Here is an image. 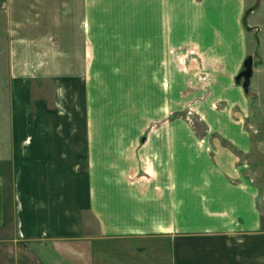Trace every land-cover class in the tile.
<instances>
[{
    "label": "crops",
    "instance_id": "1",
    "mask_svg": "<svg viewBox=\"0 0 264 264\" xmlns=\"http://www.w3.org/2000/svg\"><path fill=\"white\" fill-rule=\"evenodd\" d=\"M99 3L115 5L105 12L114 16L96 17ZM258 4L262 8L264 0ZM231 5L233 0H0L13 79L4 129L9 142L0 152V264H185L190 254L183 246L191 239L225 246L199 252L198 264H256L248 246L264 242V231L259 192L248 178L252 146L211 123L228 117L250 135L244 125L251 128L253 112L238 82L249 51L233 48L232 57L229 40L211 19L215 14L221 21ZM114 19L134 21L133 60L95 62V21ZM256 27L264 31V22ZM145 35L149 44H143ZM173 45L194 53L187 60L198 70L182 72V80L187 102L208 126L200 144H175L174 68L165 62ZM120 46L122 52L130 47ZM145 52L154 60L147 62ZM257 61L261 81L264 45ZM126 67L131 81L123 78ZM200 70L209 89L197 86ZM32 78H54L56 91L53 106L38 101L35 118L27 87L20 113L14 98L17 85ZM197 154L206 165L199 173L191 172ZM253 250L263 259V245Z\"/></svg>",
    "mask_w": 264,
    "mask_h": 264
},
{
    "label": "rangeland",
    "instance_id": "2",
    "mask_svg": "<svg viewBox=\"0 0 264 264\" xmlns=\"http://www.w3.org/2000/svg\"><path fill=\"white\" fill-rule=\"evenodd\" d=\"M242 1L243 0H233V5H231L229 8V12H226L225 10L221 12L222 17H224V14H228L221 21L215 14L211 15V19L214 25L219 27L223 36L226 35L227 39L229 40L232 51L230 55L232 57L233 48L234 50L238 51L239 48L242 49L246 47L249 51V54H247L244 63L249 57H252L254 60V73L251 77L249 89L252 92L259 93V97L248 96L243 89V79H238L243 93L248 99L249 107H251V110L254 113L250 115L249 120L247 121L251 128L249 129L246 125H244L245 129L249 131L250 135L249 137H246L244 134H242L240 126L236 125L234 122H230L228 117L223 119V124L214 120L213 118H211V123L214 129H218V127H221V125L224 126V128L226 127L227 131L233 134V137L238 141L239 144H251L252 146V155L251 159L249 160L250 169L248 172L250 177L248 178L251 182L250 185L253 186L254 191L256 193L259 192L257 196L258 206L261 213L259 216L261 217V227L264 231V144H260V141L264 143V80L260 81V78H263L262 74L260 76V74L256 71V68L260 64L257 60H259V55L261 54V50L264 45V31L256 26H261V23L264 22V6H262V8L259 6L258 3H260V0H244L243 3ZM113 6L103 5L100 3L96 4L95 16H114V14H105V12H114L110 10V8ZM124 7H126L130 13L133 12L132 4H127V6ZM107 8H109L108 11L104 10ZM142 26L143 30L146 29L144 30L145 34H148L147 29L149 28V22L143 21ZM95 27H97V31L95 30L93 39L95 62H109L110 64H113L117 60L121 61V59L126 62L127 60H133L134 51L132 48L133 43H135L133 36L135 28L133 20H97L95 21ZM13 41L14 40H12V42ZM148 41L149 36H143V44L148 43ZM18 43H20L21 46V42ZM121 44L129 45L130 47H128L126 51L122 52V50H120ZM10 45L11 36L9 35L7 15L5 12L0 10V152L2 153L5 148V144H7V140L9 142V133L5 132L4 129L9 126L11 119V94L13 93L9 54ZM130 48L131 52H129ZM170 49V62L168 60L165 62L174 68V112L170 117L174 120L175 144H200L199 141L204 137L208 126L204 118L192 106L191 102H187L189 94H187V92H183V90H188L187 82L184 84V81L182 80V72H188V70H190V74L194 73V71L196 72L197 68L190 69L191 64L189 65L187 60L190 58L189 56L194 53H189L187 50L189 49L188 47L177 48V45H173V48ZM143 55L146 57L147 62L154 60L153 57L150 58V54L148 52L143 53ZM163 57L164 56L160 57L159 55L158 59L162 60ZM106 71H108V69ZM122 71L125 81H131V75L133 72L129 70L128 67ZM143 71L148 75L150 69L147 68ZM204 72V70H200V73L202 74H200V77L197 76V79L201 83H199L197 86L209 89V85L205 83L207 80H205V77H203L206 76V74H203ZM196 74L197 73H195V76ZM26 87L29 89L28 91L30 93L32 104L31 108L33 110L34 118L36 112L35 106L37 105L38 101L44 99L47 100V103L50 106L54 105L56 95L54 78H32L29 84L24 83L23 87L21 85H17L16 87V97L14 98H18L19 100L17 102L18 106L15 107V109L17 108L19 113L22 110L20 107V104L22 103L20 99L22 96L25 97V94H27ZM159 87L161 88V85H159ZM229 94L232 95L233 99H238L239 103L245 105V100L241 98L239 94H233V90H230ZM200 160L201 157L197 154L196 163L191 166V172L199 173L203 171L204 167L206 168V165L201 164ZM81 168H87V160L81 162ZM209 242L211 243V241H206L205 239H191L190 241H186L187 244H184L183 246V253H189L190 257L187 256L185 264H198L197 254H199V252H204L205 249H221L225 247L223 246V243L217 242L216 244H209ZM263 243L264 242H259L257 245L251 244L248 246V253L250 254L249 259L251 263L255 261L256 264H261V254L258 253V251H252V247H260V245L264 246ZM243 249H246L245 245H243ZM244 252L245 251H243V253ZM262 260H264V255Z\"/></svg>",
    "mask_w": 264,
    "mask_h": 264
},
{
    "label": "water",
    "instance_id": "3",
    "mask_svg": "<svg viewBox=\"0 0 264 264\" xmlns=\"http://www.w3.org/2000/svg\"><path fill=\"white\" fill-rule=\"evenodd\" d=\"M253 58L249 57L244 63V70H242L239 75L238 79H243V89L248 95H255V92L250 91V82H251V77L253 74Z\"/></svg>",
    "mask_w": 264,
    "mask_h": 264
}]
</instances>
